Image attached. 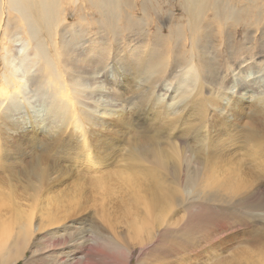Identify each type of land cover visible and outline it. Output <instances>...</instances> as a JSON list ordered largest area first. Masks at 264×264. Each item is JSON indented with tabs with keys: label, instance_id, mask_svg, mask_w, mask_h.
I'll return each mask as SVG.
<instances>
[{
	"label": "bare ground",
	"instance_id": "obj_1",
	"mask_svg": "<svg viewBox=\"0 0 264 264\" xmlns=\"http://www.w3.org/2000/svg\"><path fill=\"white\" fill-rule=\"evenodd\" d=\"M252 2L0 0V234L14 220L0 259L7 245L21 257L35 217L51 226L81 214L60 211L56 196L57 209L38 208L74 173L94 194L119 182L105 200L131 201L138 247L193 201L264 211V72L246 61L249 29L261 23ZM159 3L162 26L152 21ZM185 225L159 251L179 255L175 238L193 231ZM256 253L241 263L264 264V245Z\"/></svg>",
	"mask_w": 264,
	"mask_h": 264
},
{
	"label": "rangeland",
	"instance_id": "obj_2",
	"mask_svg": "<svg viewBox=\"0 0 264 264\" xmlns=\"http://www.w3.org/2000/svg\"><path fill=\"white\" fill-rule=\"evenodd\" d=\"M158 5H160V3L156 4L158 7H156V12L159 11V15L156 14L155 16L153 14L155 19H153V17L152 21L154 20V23L158 21L159 26H162L163 24L166 25L163 19L166 18L165 15H167V13L165 14V10H167L165 4H161L160 6ZM251 5L255 9V13L261 12V23L260 25L258 23V26H252L249 29L250 33L248 34L247 45L249 48L248 54L246 55V61L247 64L254 66V72L263 73L264 0H253ZM169 8H171L172 11L174 10V14H178L177 7L174 6V8H172L170 6ZM161 11H163V13ZM67 14L68 16L66 17V21L71 22L73 20V14L71 12H67ZM152 29H154V27H152ZM161 30L165 33L166 28ZM34 106L35 110L39 108L38 104H35ZM21 111L23 112L24 110ZM71 172L73 173V169H71ZM111 172L112 171H107L104 174ZM82 174H79L78 177H82ZM78 180H80V178H77V173H74L71 177L63 179V182L61 183L62 186L56 188V190H58L56 191L57 194H55L56 192L54 189L47 193L48 200L50 197L54 198L56 196L55 202H57L56 200L59 198L62 207L58 208L52 199L49 200L52 202L47 200L45 201L44 199L43 202H39L38 208L40 209L42 207V209H54L55 206L53 204L55 203V208H58L60 211H64L68 207H80L82 211L81 214L72 217L71 220L68 218L67 221H58L60 224H54L51 226H48V223L46 224L45 222L41 223V221L37 220L35 217V220L32 222L29 239L21 250V257L14 260L12 257L14 251L7 245V253L4 256V259H7V262H4V259H0V264H240L243 258V252L248 251V253H252L255 257V254H257V248L264 245V220L260 219L259 221H256L259 217L257 214L264 215V211H250L241 207H233V210H230L228 205L193 201L192 204H194V206L189 204V208L185 210L178 207L175 211H172L175 213L172 216H168L165 223L156 229V235L153 234L155 232V226L149 225L146 233L155 235V239L147 241L143 244V246L138 247L134 239L135 232L131 229V223L128 218L130 216L128 213L127 215L124 213L126 211L129 212V208L131 210V201L129 202L128 197L123 198L124 200L127 199L126 204L124 201V204L127 206H124L123 203L120 204L121 202L116 201L115 203L112 201L107 204L108 201L106 202L105 199H107V197L105 196L109 193L108 189L111 190V188H106L107 193L103 191L101 195L97 193L94 194L91 193V189L93 188L84 185V182H81L82 185L75 184L78 183ZM121 187L122 186L119 182H117V184L112 187L113 189L110 193H114L115 190L121 189ZM71 192L73 195L70 194ZM78 194H81V198ZM120 195L125 196L123 194H119V196ZM259 196L264 197V191ZM189 198L191 199V197ZM73 200L74 202H72ZM102 202L105 203L103 204ZM24 203L28 202L24 201ZM58 203L59 202H57V204ZM68 203H71L72 205ZM112 203L114 205H112ZM80 204L82 206H80ZM204 205L210 207L211 210L209 211L205 207H202ZM128 206L129 208H127ZM87 207H89V209ZM215 210L220 212V216L216 215L219 212ZM230 211H233V213ZM182 216L185 217V222H182L181 225L177 227V224L182 220ZM199 216H202L201 218L203 221L201 218H198ZM253 216H256V218H252ZM241 218H248L245 222H242L244 223V226L240 221H237ZM13 222L14 220L8 221L10 224H8V229L6 232L4 231V233H8L10 231V228L14 225ZM184 224L193 230L190 232L189 229L187 232L190 233H184L190 238L188 241L191 245H189L188 241H186L187 236L182 235L179 240H176L175 238L174 241L176 246L178 245L177 248L180 251L175 248L176 246L171 247L173 251H179V255L168 256L165 251H159L160 245L164 246L166 242H170L168 237L173 235L177 237L179 235V228L183 227ZM37 225H40V229L38 230L36 229ZM204 231L214 234L216 233V235H213V240H207V238L203 235V233H205ZM4 233L0 235H4ZM165 233H168V236L166 238H162ZM180 233L182 234V231H180ZM76 234L78 236H84L81 240V242H84H75L77 245L71 243L70 241H73L71 239L77 237ZM63 235L65 238L62 237ZM97 235L100 238H98ZM144 235L146 234L144 233ZM63 241L66 243H63ZM178 241L180 243L182 242L183 245L178 244ZM78 245L81 247L79 248ZM197 247L199 248L196 249ZM167 249L170 250V248ZM206 249H208L207 255L204 253ZM199 250L202 252L198 253L197 251Z\"/></svg>",
	"mask_w": 264,
	"mask_h": 264
}]
</instances>
